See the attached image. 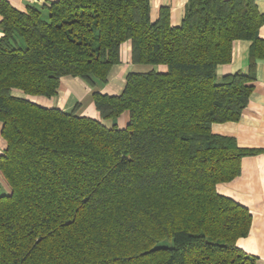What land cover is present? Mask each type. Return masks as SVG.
Segmentation results:
<instances>
[{
  "label": "trees",
  "instance_id": "obj_1",
  "mask_svg": "<svg viewBox=\"0 0 264 264\" xmlns=\"http://www.w3.org/2000/svg\"><path fill=\"white\" fill-rule=\"evenodd\" d=\"M263 25L256 0H188L176 26L149 0H0V264H256L236 244L250 212L216 185L258 150L211 128L247 107ZM239 41L248 72L219 78ZM126 42L122 91L91 94L98 119L33 103L64 78L106 85Z\"/></svg>",
  "mask_w": 264,
  "mask_h": 264
},
{
  "label": "crops",
  "instance_id": "obj_2",
  "mask_svg": "<svg viewBox=\"0 0 264 264\" xmlns=\"http://www.w3.org/2000/svg\"><path fill=\"white\" fill-rule=\"evenodd\" d=\"M7 1L17 10L23 11L28 5L43 6L56 0ZM149 1L151 19L155 20L157 18L158 10L161 7H167L170 13V23L173 26L181 23L185 5L188 2V0ZM256 5L258 10L264 13V0H256ZM1 36L2 31L0 29V38ZM259 36L264 39V25L260 29ZM249 46L250 42L248 41L235 43L232 62L217 68L219 78L236 72L243 74L248 72ZM122 49L124 57H122ZM131 69L130 42H126L121 47V64L113 67L106 85H97L94 89H91L80 79L64 78L61 81L57 96L49 100L43 97H33L32 100H36L39 103H42L44 99L46 101L53 100V102L48 103L53 106L58 103L59 109L70 111L76 103L79 102L81 104L80 100L84 96L87 102L83 110L84 115L82 116L98 119L99 115L91 98L92 92L96 90L109 95L119 94L124 86L125 75ZM255 77L253 91L240 119L234 123L213 125L211 131L217 135L234 138L237 145L241 148L258 150V153L254 155L242 157L239 164V174L231 181L217 184L216 192L248 209L251 214L249 232L245 237L239 238L236 244L245 253L254 256L256 264H264V60H256ZM81 108H83L82 104ZM118 120L120 121L118 122V127H124L127 120L126 116L122 115ZM5 148L6 143L1 136L0 125V155L3 154ZM0 193H9V187L1 174Z\"/></svg>",
  "mask_w": 264,
  "mask_h": 264
},
{
  "label": "rangeland",
  "instance_id": "obj_3",
  "mask_svg": "<svg viewBox=\"0 0 264 264\" xmlns=\"http://www.w3.org/2000/svg\"><path fill=\"white\" fill-rule=\"evenodd\" d=\"M122 57H124V53H123V49H122ZM158 70L159 71H165V66H158ZM78 96V95H77ZM77 96H75L76 98H77ZM49 100V99H48ZM33 101V103H35L36 105H39V106H41V107H56V108H58L59 106H58V103L56 104V105H51L50 103L51 102H53V100H50V101H46V99H44V101L42 102V103H39V102H37L36 100H32ZM81 101V104H82V106H83V108H81L80 110H78L79 112H78V114L79 115H84V113H83V110H84V107H85V105H86V102H87V100H86V98H84V96H83V98L80 100ZM48 102H50V103H48ZM48 105H50V106H48ZM118 122H120L118 119H115V120H107V121H105V123L107 124V125H116V126H119V124H118ZM0 195H4L3 193H0ZM166 245L167 246H169L170 244L169 243H166Z\"/></svg>",
  "mask_w": 264,
  "mask_h": 264
}]
</instances>
